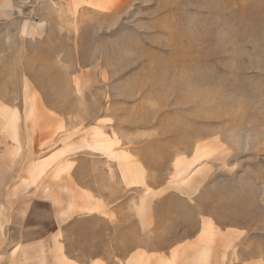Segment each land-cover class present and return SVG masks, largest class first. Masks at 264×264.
I'll use <instances>...</instances> for the list:
<instances>
[{"label":"rangeland","instance_id":"obj_1","mask_svg":"<svg viewBox=\"0 0 264 264\" xmlns=\"http://www.w3.org/2000/svg\"><path fill=\"white\" fill-rule=\"evenodd\" d=\"M93 1L14 0L0 259L189 257L207 221L264 257V0Z\"/></svg>","mask_w":264,"mask_h":264},{"label":"crops","instance_id":"obj_2","mask_svg":"<svg viewBox=\"0 0 264 264\" xmlns=\"http://www.w3.org/2000/svg\"><path fill=\"white\" fill-rule=\"evenodd\" d=\"M69 8H76L79 4L87 2V0H68ZM93 8H96L95 0L93 1ZM14 12V14H12ZM18 9L14 0H0V72H4V77L0 75V79L5 80V75L9 74L12 78L11 73L12 64L17 62V55L21 54V47H18L20 40L22 38V17L17 14ZM15 77H18L17 71H15ZM9 105L7 100L0 98V107H6ZM10 106V105H9ZM7 114L0 110V216L3 213L17 214L23 203V195L20 190L15 186L14 188L7 189V182L11 181L12 178L8 176H3L6 172V164L10 160V164L16 160L18 153V147L9 146L7 147L6 126ZM10 129V128H9ZM15 131L17 128L15 127ZM16 133V132H15ZM16 144V143H12ZM35 171V170H34ZM12 176V175H11ZM230 174L222 175L221 178L224 180L230 179ZM17 181H15L16 185ZM9 196V198H8ZM8 198V199H7ZM7 199V201H6ZM19 214V213H18ZM20 215V214H19ZM209 221L203 224L201 233H199L198 238L194 239L195 245L199 246L195 250V254L191 256L183 255L180 246H172L166 254L163 255H149L150 264H258V258H264L263 254L259 250L254 251V256L248 255V251L243 241L235 239L232 236V231H240V229L231 230L228 228L226 237L222 239L215 240L213 234V229L211 227L210 235L206 236L204 234V228L208 226ZM211 225V223H210ZM3 222H1L0 217V232L2 231ZM16 226H14V230ZM21 230V229H20ZM230 235V237H229ZM5 236V233H4ZM21 233L19 237L10 239L14 245L8 255L9 258L5 260L0 259V264H28L36 261V258L31 257H21L20 249L17 247L23 243H18L21 240ZM2 251V250H0ZM1 256V255H0ZM4 257V256H3ZM153 257V261L151 260ZM62 264L70 263L71 261L80 264L81 261L74 260L70 256L62 257ZM146 260H144L145 262ZM126 264H134V255L127 256L124 260ZM83 264H106L103 261L102 256L95 257L93 260L88 262H81ZM149 263V262H148Z\"/></svg>","mask_w":264,"mask_h":264},{"label":"bare ground","instance_id":"obj_3","mask_svg":"<svg viewBox=\"0 0 264 264\" xmlns=\"http://www.w3.org/2000/svg\"><path fill=\"white\" fill-rule=\"evenodd\" d=\"M210 232H211V225L210 223H208V226L204 228V234L207 236L210 235Z\"/></svg>","mask_w":264,"mask_h":264}]
</instances>
